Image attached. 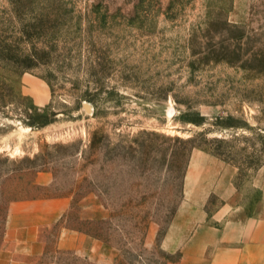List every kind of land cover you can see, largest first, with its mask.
<instances>
[{"label": "rangeland", "instance_id": "obj_1", "mask_svg": "<svg viewBox=\"0 0 264 264\" xmlns=\"http://www.w3.org/2000/svg\"><path fill=\"white\" fill-rule=\"evenodd\" d=\"M192 149L234 167L253 210L264 0H0V253L12 203H66L14 264L176 262L161 241ZM64 228L94 244L60 248Z\"/></svg>", "mask_w": 264, "mask_h": 264}, {"label": "crops", "instance_id": "obj_2", "mask_svg": "<svg viewBox=\"0 0 264 264\" xmlns=\"http://www.w3.org/2000/svg\"><path fill=\"white\" fill-rule=\"evenodd\" d=\"M242 12V11H241ZM240 11L234 16L241 18ZM234 167L199 149H192L183 181V198L161 245L179 251V259L168 264H264V162L256 169L252 186L258 189L256 206L249 210L239 200L234 185ZM211 196L221 200L208 212ZM66 203L60 198L14 202L9 206L3 254L12 256L40 250L38 230L61 216ZM94 240L77 230L64 228L58 245L85 251Z\"/></svg>", "mask_w": 264, "mask_h": 264}, {"label": "trees", "instance_id": "obj_3", "mask_svg": "<svg viewBox=\"0 0 264 264\" xmlns=\"http://www.w3.org/2000/svg\"><path fill=\"white\" fill-rule=\"evenodd\" d=\"M46 122H47V121H38L36 124L44 125V124H46ZM260 165H261V164H260ZM260 165H259V166H260ZM259 166H258V167H259Z\"/></svg>", "mask_w": 264, "mask_h": 264}]
</instances>
